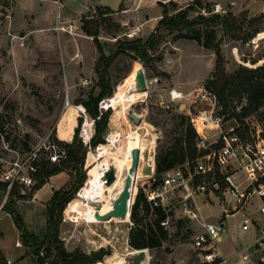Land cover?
I'll use <instances>...</instances> for the list:
<instances>
[{"label": "rangeland", "instance_id": "rangeland-1", "mask_svg": "<svg viewBox=\"0 0 264 264\" xmlns=\"http://www.w3.org/2000/svg\"><path fill=\"white\" fill-rule=\"evenodd\" d=\"M32 1H25L23 6L29 9L22 13L23 6L19 2L14 9L16 0H0V133L4 141L10 144V148L25 151L35 146L47 133L56 134L59 123L71 128L70 138L61 141L71 142L77 127L78 138L83 141L80 133L84 124L89 123L87 128L90 141L95 133V124L85 111L82 101H86L91 93L98 96L103 91L105 92L101 100L112 96L127 76L136 72L142 64L147 80V91L143 101L129 108L128 113L136 112L141 115L142 123L151 126L149 139L153 171L141 175L144 163L141 158L133 180L131 204L139 192L144 193L152 177H157L155 174L157 158L173 153L169 157L175 156L174 165L193 159L190 158L191 153L185 140L190 127L189 117L195 112L194 95L198 88L205 86L206 80L212 76L215 69L213 49L205 48L195 39L179 36L176 30L163 26L157 28L163 7L167 8L169 15H173L178 9L191 5L194 8L188 11L189 19H196L199 14L207 16L210 14L208 10L221 15L228 12L239 17L260 16L256 25L260 31L246 41L224 34L220 26H216L215 29L227 74L235 72L240 66L252 68L264 62V0H225L218 11H213L216 3L201 2V6H198L195 4L196 0H178L174 1L175 5L161 0L144 1L142 4L137 0L134 4L131 0V6L127 7L120 3L121 0H93L94 3L86 11L84 10L88 2L92 0H59L61 10L65 9L69 13L60 18L57 14L58 0H47L49 5L39 4L37 9H30L33 8ZM43 2L44 0L41 3ZM260 3L263 4L261 9L258 6ZM85 19H96L100 22L97 40L103 46L105 55L112 57L106 72L103 71V62L98 59L99 53L93 36L86 35L81 29L82 21ZM244 25L247 28L246 23ZM193 27L197 28L199 24L195 23ZM154 31L159 36V42L155 49L149 52V59L146 61L135 57L133 52L118 50L120 41L135 38L145 40ZM101 74L105 77L103 80ZM107 89H111L112 95H108ZM171 91L181 93L182 97L172 99ZM241 95L245 96L244 93L226 96V102ZM101 100L98 103L99 109L102 112H109L107 128L103 133L106 144L102 146L105 148L102 151L98 148L99 144L91 148L88 146L82 167L77 160L68 162L62 170L67 173V181L62 187L66 190L73 189L83 176L87 179L101 166L108 169L114 165L117 178L110 185L113 189L103 192L101 203L105 208L111 206L108 200L114 199L120 191L129 164V146L123 138H118L119 132L122 135L128 133L129 128H135L136 123L127 113L124 125L116 127L117 124L112 121L113 110L100 107ZM77 105L84 108V113ZM250 114H252L250 119L264 130V103ZM0 154L7 159L13 155L2 144ZM81 154L82 151L78 155ZM182 155L184 159L181 162ZM42 186L36 197L18 198L14 195L10 198L9 194L4 202V205H7L9 199L15 201V208L38 237L45 231V205L51 184ZM32 187L19 186L16 190L18 194H24ZM80 188L78 187L74 197L66 202L59 225V235L66 249L78 248L90 252L104 247L109 249L112 255L113 249H118L120 254H124L128 249L139 248L147 250V264H198L187 226L177 221L176 217L171 222L173 232L163 239L160 246L142 248L133 247L129 243V232L133 222L128 217L125 220L111 219L93 223L79 221L71 213L69 205L74 200H82L77 193ZM4 198L5 189L0 188V203ZM18 200L22 201L17 206ZM197 204L202 215L209 221H216L222 214L223 203L218 204L215 201L203 204L202 197L198 196ZM139 216L141 217L139 225L152 223L155 218L151 213ZM241 218L240 211L229 214L226 218L228 234L224 235L220 242V249L228 258L238 251L239 247L255 238L253 230L239 229ZM230 233L239 240L237 243L239 246L231 252L228 247ZM18 238V230L11 215L5 210L2 211L0 246L4 253L13 264H35L31 254L25 251V247L15 246V240ZM225 246L226 252L223 249ZM108 257L94 264H106ZM132 259L130 255H124V260Z\"/></svg>", "mask_w": 264, "mask_h": 264}, {"label": "built area", "instance_id": "built-area-1", "mask_svg": "<svg viewBox=\"0 0 264 264\" xmlns=\"http://www.w3.org/2000/svg\"><path fill=\"white\" fill-rule=\"evenodd\" d=\"M218 10L220 5L216 3L213 11ZM170 95L172 99L182 97L176 91ZM194 102L195 112L189 122L195 133L196 156L165 169L159 177L153 176L144 195L150 207H160L165 213L160 225L167 235L173 232L171 222L175 217L187 226L198 264H264V130L250 119L252 114L243 115L248 105L245 96L232 97L222 105L214 91L202 86ZM81 111L84 113V108ZM80 136L85 143L89 141L82 131ZM61 139L58 131L47 133L35 146L19 151L10 148L0 133V144L13 153L10 159L0 154V182L6 184L0 213L13 188L35 185L44 164L60 165L67 159ZM198 196L203 197V204L223 203L216 221L202 215ZM239 211V229L253 230L255 238L228 258L220 242L228 234L226 218Z\"/></svg>", "mask_w": 264, "mask_h": 264}, {"label": "trees", "instance_id": "trees-1", "mask_svg": "<svg viewBox=\"0 0 264 264\" xmlns=\"http://www.w3.org/2000/svg\"><path fill=\"white\" fill-rule=\"evenodd\" d=\"M201 2V0H196L195 4L201 6ZM168 3L172 5L176 4L173 0H169ZM193 8L194 7L191 5H187L184 8L178 9L173 15H169L167 8L164 6L162 17L158 21L157 28L163 26L170 30H176L179 32V36L195 39L205 48L213 49L215 52V69L212 76L206 80L205 87L217 94L219 102L222 105H226L227 103L226 96H235L244 93L248 105L244 108L243 115L254 112L264 103V62L252 68L240 66L235 72L227 74L224 70L223 57L219 40L216 38L215 27L220 26L224 34L234 39L240 38L246 41L254 37L260 31L258 27H256L260 16L239 17L228 12L221 15L220 13H214L211 12L212 10H208L210 14L207 16L199 14L196 19H189L188 11ZM195 23H198L199 27H193ZM245 23L247 28L244 27ZM99 27L100 22L96 19H85L82 21L81 25V29L86 35L93 36V41L99 53L98 59L103 62V71L106 72L112 57L105 55L103 46L97 40L96 35L99 31ZM248 28L253 29L250 31ZM158 42L159 36H157L154 31L151 32L145 40L142 38H135L128 41H120V48L118 50L121 52H133L135 57L139 58L141 61H146L149 59V52L155 49ZM104 78V75L101 74V80ZM107 91L108 95H110L111 89H107ZM104 92L105 91L98 96H94L91 93L86 101H82L85 111L93 119V123L95 124V133L90 138L89 143L86 144L78 138L77 127L71 142L65 143L60 141L67 149V159L60 165L44 164L38 172V180L35 185L24 194H18L16 187L13 188L10 192V198L14 195L18 196V198L31 197L35 190L40 188L51 175L61 172L68 162L77 160L82 167L85 151L88 146L91 148L98 144V146L106 144L103 133L107 128L109 112H102L98 107V103L102 99ZM185 143L190 150V158H194L197 154V148L195 145V133L191 125L186 134ZM80 151H82L81 156L78 155ZM172 154L173 153H167L163 157L156 159L155 174L157 177H159L165 169L174 166L176 163L175 156L169 157ZM183 159L184 155L180 157V161L182 162ZM84 178L85 176L75 184L73 189L66 190L62 187L53 191L52 196L47 202V221L45 233L42 238H39L28 229L21 213L15 208V201L13 199H9L7 205H4V210L11 215L13 223L19 232L21 244L31 248L29 253L35 256L36 264H94L111 255L110 250L104 249V247L90 252H85L78 248L68 250L64 246L63 240L60 238L59 225L62 222L64 207L66 202L74 197V192L78 187L80 188L84 184ZM5 187L6 184L0 182V188L5 189ZM149 213L153 214L155 217L154 221L152 223L139 225V220L141 218L139 215L146 216ZM130 216L133 226L130 228L129 232V243L133 247H158L162 244L163 239L167 236V231L160 225V221L165 217V213L160 207H150L143 192H139L134 202L131 204ZM136 224H138V226ZM138 249L128 250L132 251ZM40 252H42V254ZM45 260H47V262H45ZM0 262L1 264H5L6 262L1 249Z\"/></svg>", "mask_w": 264, "mask_h": 264}, {"label": "bare ground", "instance_id": "bare-ground-1", "mask_svg": "<svg viewBox=\"0 0 264 264\" xmlns=\"http://www.w3.org/2000/svg\"><path fill=\"white\" fill-rule=\"evenodd\" d=\"M135 73L136 72L130 73L127 76V78L117 87L116 92L112 96L104 98L102 101V106H101L102 108H107V109L111 108L113 110L112 121L113 123L117 124L116 127L119 125L120 126L124 125L123 121L127 119L128 109L136 105L137 103L143 101L144 96L146 94L147 88L145 90H142L138 87ZM77 108L80 111L81 109H83L81 105L77 106ZM88 124L89 123H85L82 129V135L85 138L90 137L88 128H87ZM116 127L114 126V128ZM57 131H58L59 137L62 139L68 140L71 136V128L69 126H63L62 123H59L57 127ZM150 132H151V126L149 124H144L141 122L139 124H136L135 128H129L128 133H125L122 135L121 132H119V135H118V138H123L127 142V146H129L128 167L131 162V159H130L131 149L136 146L140 148V159L143 158L144 160L142 169L140 168L141 175L150 174L152 172V166H153L152 161L153 160H152V149L150 148L151 146H150V139H149ZM98 148L99 150L103 151L105 147L98 146ZM140 159H139V162H140ZM106 170H107L106 166H101L98 170H95L94 172H92V174L85 180V183L79 189L78 195L79 197H81L82 200L81 201L74 200L70 203L69 209L71 210V213L74 216H76L79 221L89 222V223L101 221V220H97L94 217V212L97 210L95 204L99 203L100 208H101L100 211L104 212L112 206L114 199L117 197L116 196L114 199L110 198L108 200V203L111 204V206L109 207L105 205L106 207L103 208V205L101 203L103 199V192L105 190H112L113 187H111L110 185L117 178L116 176L115 180L111 184L107 185L104 180V172ZM125 174H126V171H125ZM108 187H111V188H108ZM111 219H119V218H111ZM119 220H125V219H119ZM117 250L113 249L112 255H110L106 259V264H137V263L147 264L148 253L146 249H138V250H132V251L127 250V252L124 254H120L118 252L119 250L118 251ZM141 252H145V256L143 258L140 257ZM124 255H130V257H132L133 259L130 261L124 260Z\"/></svg>", "mask_w": 264, "mask_h": 264}, {"label": "water", "instance_id": "water-1", "mask_svg": "<svg viewBox=\"0 0 264 264\" xmlns=\"http://www.w3.org/2000/svg\"><path fill=\"white\" fill-rule=\"evenodd\" d=\"M135 76L137 79L138 87L142 90H145L147 88V80L145 76V70L142 64H140V66L137 68ZM128 116L136 124H139L142 121L141 115L137 114L136 112L131 111L128 113ZM130 159L131 162L126 170V174L123 179L122 188L118 193L117 197L114 199L112 206L108 210L102 212L100 211L101 210L100 204L99 203L95 204L97 210L94 212V217L97 220L106 221V220H110L111 218L126 219L127 217L129 218V220H131V216H130L131 197H132L134 175L136 174L139 166V159H140L139 147L136 146L131 149ZM115 178H116L115 166L111 165L104 172L105 183L109 185L115 180ZM144 256H145V252H141L140 257L143 258Z\"/></svg>", "mask_w": 264, "mask_h": 264}, {"label": "crops", "instance_id": "crops-1", "mask_svg": "<svg viewBox=\"0 0 264 264\" xmlns=\"http://www.w3.org/2000/svg\"><path fill=\"white\" fill-rule=\"evenodd\" d=\"M22 1V0H21ZM25 1L26 0H24L23 2H19V0H16V3L14 4V9H15V5L16 4H18V2L20 3V4H22V6H23V4L25 3ZM54 1V0H53ZM130 1L131 0H121V2L120 3H122L125 7H127V6H131V4H130ZM144 1H147V2H150V1H153V0H140V3L139 4H142V2H144ZM169 1V0H168ZM173 1H178V0H173ZM202 2H212V3H218L220 6H221V4L222 3H224L225 2V0H201ZM33 3V8H30V9H37V6L39 5V4H42V6H47V0H44V2L43 3H41L42 2V0H33L32 1ZM94 2H93V0H92V2H88V4H87V7L85 8V10L84 11H86L88 8H89V6H91L92 4H93ZM133 3L135 4V3H137V0H133ZM231 4H233L234 5V3L233 2H231ZM49 5V4H48ZM259 8L261 9L262 8V6H263V4L262 3H260L259 5ZM61 3H60V1L58 0V18H60L61 16H66L67 14H69L65 9L64 10H61ZM23 9H22V13H24V12H26L29 8H26V7H22ZM259 9V10H260ZM44 18H46L45 16H44ZM67 181V173L66 172H64V171H61V172H59V173H56V174H53V175H51L47 180H46V182L43 184V186L42 187H44L47 183H49V184H51V189L49 190V192H48V198H47V201H46V208H47V202H48V200L50 199V197L52 196V194H53V191L54 190H57V189H60V187H62L63 186V184L65 183ZM40 189H42V188H39V189H37V190H35V192H34V194L31 196V197H36L37 195H38V192H39V190ZM200 197H202V196H200ZM202 199H203V197H202ZM22 200H18L17 201V206L19 205V203L21 202ZM4 211V210H3ZM6 212V211H5ZM7 213V212H6ZM1 214V213H0ZM24 219V218H23ZM24 221H25V219H24ZM46 221H47V215H46ZM25 223H26V226L28 227V229L31 231V232H33V230H31V228H30V226L27 224V222L25 221ZM45 228H46V226H45ZM34 233V232H33ZM44 233H45V231H44ZM18 234H19V232H18ZM231 234V235H230ZM229 234V236H228V242H229V248H230V250H229V252H231V251H234L239 245L237 244L238 242H239V240H238V237L237 238H235L232 234L233 233H230ZM241 234H243V233H241ZM42 236H43V234L39 237V238H42ZM239 236V235H238ZM247 238V237H246ZM241 239H243V238H241ZM17 243V244H16ZM15 246H17V247H25V251L27 252H29V247H26V246H23L22 244H21V242H20V240H19V238L18 239H16L15 240ZM0 249L2 250V252H3V255H4V257H5V259L6 260H10L11 261V259L10 258H8V256H6V254L4 253V251H3V249L1 248V246H0ZM224 250H225V252H226V250H227V248H226V246H225V248H223ZM239 249V248H238ZM89 252V251H88ZM223 253H224V251H223ZM31 256H32V258H33V260H34V262H35V257L31 254ZM10 264H13V262L11 261V263ZM35 264H36V262H35Z\"/></svg>", "mask_w": 264, "mask_h": 264}]
</instances>
